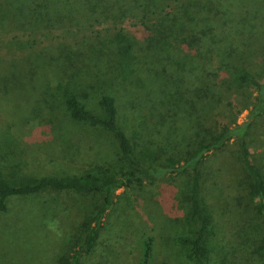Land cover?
<instances>
[{
    "label": "trees",
    "instance_id": "1",
    "mask_svg": "<svg viewBox=\"0 0 264 264\" xmlns=\"http://www.w3.org/2000/svg\"><path fill=\"white\" fill-rule=\"evenodd\" d=\"M111 1L105 2L103 9L116 17L130 16L141 30L139 36L121 30L112 42V74L120 79L116 87L120 99L106 93L92 99L90 94L75 88L71 82L75 79L70 78L78 74L69 77L67 71L77 70L63 62L55 87L46 88L47 108L40 118L47 133L60 129L67 137L73 149L71 162L80 163L84 171L70 172V158L66 157L65 164L51 157L47 161H26L23 168L21 164L15 168L10 178L0 175V212L8 211L12 198H23L22 203L34 200L36 205L39 195L49 191L100 198L96 209L83 218H72L71 208L61 211L51 224L63 221L66 228L59 227L62 234L44 230L41 208L31 207L18 218L19 234L25 238L30 232L55 238L51 244L37 247L40 257L51 254L48 249L71 232L80 238V243L67 250L58 264H87L100 244L104 220L117 206L118 192L125 189L124 197L131 201L152 200L163 206L167 220L173 222L168 229L173 236L167 238L163 233V247L170 245L169 240L175 241L185 249V262L247 264L249 260L264 264V166L257 163L252 152L255 134L264 123V26L255 23L257 28L245 43L261 56L258 66L239 59L240 39L237 46L231 48V44L229 48L234 27L220 24L227 15L221 14L222 6L242 16L241 0ZM214 6L222 19L214 20L212 25L192 16V9L201 8L207 13ZM244 20H239L240 25ZM225 45L227 50H223ZM181 47L186 56L203 58V54L207 58L201 65L182 70L187 62L177 65L172 59L174 49ZM68 60L69 57L64 61ZM160 72L172 79L168 76L155 92L142 93L139 81L152 88V81L162 75ZM132 82H138L134 89L140 93L127 90L126 84ZM233 88L249 91L253 104L235 111L234 103L226 96ZM36 91H42L41 87L36 86ZM119 101L136 102V120L130 127L121 120ZM243 109L248 110V115L246 121L239 123L236 115ZM91 143L97 147L95 155ZM229 145L237 147L238 165L244 174L242 187L253 214V221H247L238 232L215 211L205 195V164ZM57 166L63 169L62 174L53 171ZM175 179L180 186L174 183ZM179 224L181 227L176 228ZM155 241L152 236L143 240L142 264H151Z\"/></svg>",
    "mask_w": 264,
    "mask_h": 264
},
{
    "label": "rangeland",
    "instance_id": "2",
    "mask_svg": "<svg viewBox=\"0 0 264 264\" xmlns=\"http://www.w3.org/2000/svg\"><path fill=\"white\" fill-rule=\"evenodd\" d=\"M99 2L100 0H0V175L3 178H10L18 165L21 164L23 168L26 161L32 162L38 158L45 161L51 158L55 161L63 160L64 164L70 158V165L67 167L70 172L84 171L80 163L71 162L73 149L67 137L60 129H52L47 133L42 129L40 118H43L47 108L45 103L49 90L46 88L55 87L57 72L63 62H69V65L77 70L67 71L69 77L78 74L76 78H70L75 79V82L71 81L74 87L90 94L92 99L104 93L119 98L116 87L120 79L112 74L115 68L112 42L121 30L136 36L140 35L141 30L134 26L130 16L116 17L103 9L104 3L112 2L111 0ZM137 3L147 1L137 0ZM214 7L207 13L201 12V8L200 11L192 9V16L212 25L214 20L222 19L219 18L221 15H218V8ZM220 8L221 14H227L220 24L228 27L226 24L230 23L234 27L229 48L231 44V48L237 46L240 39L239 59L261 66V56L255 55V50L245 43L251 35L250 32L257 28L255 23L260 27L264 26L263 0H241V17L223 6ZM242 17L245 20L240 25L242 21L239 20ZM191 25L196 23L192 22ZM227 49L225 45L223 50ZM185 53L187 54L181 47L174 49L172 56L177 65L187 62L181 67L182 70L201 65L204 63L203 58H207L203 54V58H200L195 55L186 56ZM67 57L70 61H64ZM168 76L169 74H162L154 77L152 88L148 87L150 84L147 86L145 81H139L142 93L155 92L159 87L162 88ZM169 78L172 79V76ZM137 83L135 86L133 82L127 83V90L132 92L133 89L136 92L134 87ZM36 86H40L42 91H36ZM225 91L227 92L226 89ZM137 92L140 93L139 89ZM226 96L228 101L234 103L235 111L253 104V95L246 89H230ZM91 103L92 100L87 102L89 106ZM118 104L120 110H123L122 122L132 126L136 120V102L130 104L119 101ZM247 115L248 110L243 109L241 114L236 115V119L242 123L246 121ZM211 124L212 122L209 125ZM94 147L97 149L91 143V149ZM253 147L252 152L257 163L264 166V123L257 135L255 134ZM95 153L96 150L93 155ZM237 156V147L229 145L225 151L212 155L205 164L207 201L236 232L240 231L247 221H253V214L242 187L244 174L239 168ZM61 170L63 169L58 166L53 169L55 174H62ZM176 180L174 183L180 186V181ZM125 193V189L118 192L120 198L117 206L104 220L100 244L93 256L87 259V264H142V244L149 236L156 240L151 264H191L185 262V249L177 246L175 241L169 240L170 245L163 247V233L167 238L173 236L168 231L173 222L167 220L163 206L152 200L144 203L131 201L124 197ZM179 199L182 200L181 194ZM22 200L23 198H12L8 211L0 212V264H58L59 258L65 255L67 250L80 243V238L70 232L71 234L68 233L60 239L53 248L48 249L51 254L40 257L37 247L51 244L55 238L43 236L42 232H30L27 238L19 234L18 218L22 212L31 207L41 208L40 216L44 230L62 234L59 227L66 228L63 221L51 224L61 211L71 208L72 218H83L91 214L101 201L96 196L52 191L41 193L36 205L33 204L34 200L27 203L23 201L25 204ZM173 231L177 232L175 228ZM246 257H249V254ZM246 263L253 264L249 260Z\"/></svg>",
    "mask_w": 264,
    "mask_h": 264
}]
</instances>
